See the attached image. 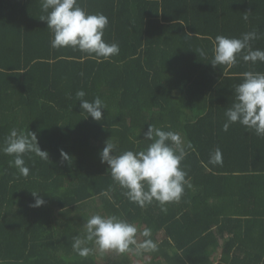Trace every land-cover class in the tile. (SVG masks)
Instances as JSON below:
<instances>
[{"label": "trees", "instance_id": "1", "mask_svg": "<svg viewBox=\"0 0 264 264\" xmlns=\"http://www.w3.org/2000/svg\"><path fill=\"white\" fill-rule=\"evenodd\" d=\"M77 2L108 18L104 40L118 43L119 55L98 63L54 49L53 33L39 20L42 0H0V264H98V250L85 259L73 249L96 214L151 229L159 246L106 264H264V138L239 123L223 130L243 73H264V62L211 65L219 35L259 30L252 47L264 51V0ZM201 48L207 59L198 56ZM81 90L89 102L99 97L107 105L102 121L84 112ZM151 125L193 146L182 163L192 187L167 213L157 203L130 202L102 163L109 139L114 155L145 150ZM13 129L36 133L49 153L50 161L23 157L27 179L3 152ZM217 147L222 166L209 163ZM110 186L111 198L103 195ZM32 192L43 206L31 207Z\"/></svg>", "mask_w": 264, "mask_h": 264}, {"label": "clouds", "instance_id": "2", "mask_svg": "<svg viewBox=\"0 0 264 264\" xmlns=\"http://www.w3.org/2000/svg\"><path fill=\"white\" fill-rule=\"evenodd\" d=\"M43 15L40 21L46 22L53 33L52 47L54 49H72L86 54L98 63L110 60L119 55L118 43H106L105 30L109 20L104 14H88L77 0H42ZM251 12L243 14L248 22ZM190 34V33H189ZM261 38L259 30L243 34L242 38H228L224 35L216 37L211 65L226 68L238 67L242 59L244 63L256 64L264 62V51L253 50L252 43ZM199 57L207 59L203 48L196 51ZM83 76V73H81ZM86 93L78 91L76 98L82 102L84 112L95 121L103 120V111L107 105L99 97L94 102L85 99ZM228 122L224 131L228 132L233 124H241L249 132L264 138V73L247 71L243 73V83L235 87V102L226 112ZM144 138L152 143L139 152L125 151L114 155L116 144L111 139L101 153L102 163L109 166L114 185L124 191L121 193L130 202L145 208L157 203L162 212L167 213L168 205L179 204L186 194V188L192 184L188 172L182 167L183 161L189 155L192 145L185 144L181 134L174 131H164L151 125ZM5 155L14 157L10 167L14 166L27 179L30 168L25 167L23 157L34 153L44 161H50L49 153L39 147L37 135L34 132L13 129L5 140L3 147ZM63 161L71 162L72 158L61 150ZM212 165L223 164L222 150L217 147L209 161ZM115 186H110L103 193L110 197ZM36 198L31 207L39 208L45 200L38 192H32ZM86 235L74 237L73 249L82 258L87 259L100 253H116L118 255H143L159 251V246L152 237V230H141L137 225L116 215H93L85 224ZM89 245H93L90 247Z\"/></svg>", "mask_w": 264, "mask_h": 264}, {"label": "rangeland", "instance_id": "3", "mask_svg": "<svg viewBox=\"0 0 264 264\" xmlns=\"http://www.w3.org/2000/svg\"><path fill=\"white\" fill-rule=\"evenodd\" d=\"M117 255L118 254H116V253H100L99 251H98V255H97V263L98 264H106V258H108V257H114L115 259H116V257H117ZM119 256V255H118ZM135 264H141L140 262H137L136 263V261H135Z\"/></svg>", "mask_w": 264, "mask_h": 264}]
</instances>
